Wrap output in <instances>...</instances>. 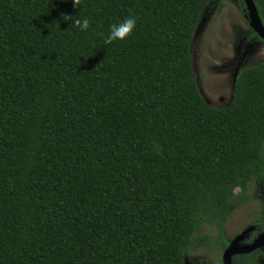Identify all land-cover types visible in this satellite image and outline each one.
Here are the masks:
<instances>
[{"label": "trees", "instance_id": "16d2710c", "mask_svg": "<svg viewBox=\"0 0 264 264\" xmlns=\"http://www.w3.org/2000/svg\"><path fill=\"white\" fill-rule=\"evenodd\" d=\"M210 1L0 0V264H184L248 200L264 61L225 106L205 101L190 48Z\"/></svg>", "mask_w": 264, "mask_h": 264}, {"label": "rangeland", "instance_id": "374dc122", "mask_svg": "<svg viewBox=\"0 0 264 264\" xmlns=\"http://www.w3.org/2000/svg\"><path fill=\"white\" fill-rule=\"evenodd\" d=\"M246 14L240 0H211L197 24L190 48L192 68L199 91L212 106H225L238 73L264 61V41L252 35ZM246 194L248 200L232 211L221 230L205 225L195 233L184 264L222 263L223 252L233 238L264 223V174L249 184Z\"/></svg>", "mask_w": 264, "mask_h": 264}, {"label": "water", "instance_id": "95a60500", "mask_svg": "<svg viewBox=\"0 0 264 264\" xmlns=\"http://www.w3.org/2000/svg\"><path fill=\"white\" fill-rule=\"evenodd\" d=\"M243 1L245 2V6L247 10V18L249 20L250 28L253 30V32H255L260 38L264 40V27L262 25V21L254 1L253 0H243ZM204 99L208 104H210L206 98ZM252 229H253L252 226L248 227L241 234L237 235L235 238H233L230 241V243L228 244L222 255L223 264H232V256L238 254L240 255V254L250 253L262 245V243L264 242V231L250 244L240 245L241 242L245 239L247 233Z\"/></svg>", "mask_w": 264, "mask_h": 264}, {"label": "clouds", "instance_id": "9594fccd", "mask_svg": "<svg viewBox=\"0 0 264 264\" xmlns=\"http://www.w3.org/2000/svg\"><path fill=\"white\" fill-rule=\"evenodd\" d=\"M74 2L78 3L79 0H74ZM65 21L69 22L67 19H65ZM71 26L77 27L80 31H86L89 28V21L87 19H77L71 22ZM135 28L136 19L131 16L124 19L122 22L112 24L110 26L109 35L105 39V43L110 44L116 40H124L132 34Z\"/></svg>", "mask_w": 264, "mask_h": 264}, {"label": "flooded vegetation", "instance_id": "af4514ba", "mask_svg": "<svg viewBox=\"0 0 264 264\" xmlns=\"http://www.w3.org/2000/svg\"><path fill=\"white\" fill-rule=\"evenodd\" d=\"M243 1V0H242ZM254 1V3H255V0H253ZM257 4H259L262 8H264V0H257ZM243 3H244V6H245V2L243 1ZM255 5H256V3H255ZM256 7H257V5H256ZM245 8H246V6H245ZM258 9V8H257ZM258 13H259V11H258ZM260 14V13H259ZM260 16V15H259ZM245 18L246 19H248L247 18V14L245 15ZM260 18H261V21H262V25H263V27H264V14H262L261 13V16H260ZM249 21V20H248ZM253 31V30H252ZM257 35V34H256ZM258 36V35H257ZM257 38V37H256ZM260 37L258 36V38L257 39H259ZM260 41H264L262 38H260L259 39ZM247 229V228H246ZM264 231V223H260V224H256L255 225V227H253V229L251 230V231H249L248 233H247V235H246V237H245V239L241 242V243H243V244H250L251 242H253L262 232ZM255 250H261V253L259 254V258H261V260H262V263H264V242H263V244H262V246H260V247H258L257 249H255ZM240 255H243V254H240ZM235 256H239V254L238 255H234V256H232V258L234 257L235 258ZM261 256V257H260ZM233 258V259H234ZM232 263H233V261H232Z\"/></svg>", "mask_w": 264, "mask_h": 264}]
</instances>
